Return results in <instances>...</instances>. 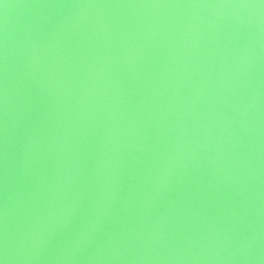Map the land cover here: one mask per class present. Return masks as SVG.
Segmentation results:
<instances>
[{
    "label": "water",
    "instance_id": "obj_1",
    "mask_svg": "<svg viewBox=\"0 0 264 264\" xmlns=\"http://www.w3.org/2000/svg\"><path fill=\"white\" fill-rule=\"evenodd\" d=\"M0 264H264V0H0Z\"/></svg>",
    "mask_w": 264,
    "mask_h": 264
}]
</instances>
